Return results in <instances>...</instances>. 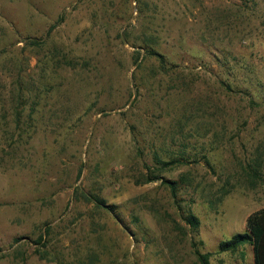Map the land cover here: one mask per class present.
I'll return each instance as SVG.
<instances>
[{"label":"rangeland","instance_id":"1","mask_svg":"<svg viewBox=\"0 0 264 264\" xmlns=\"http://www.w3.org/2000/svg\"><path fill=\"white\" fill-rule=\"evenodd\" d=\"M263 208L264 0H0V264H253Z\"/></svg>","mask_w":264,"mask_h":264},{"label":"trees","instance_id":"2","mask_svg":"<svg viewBox=\"0 0 264 264\" xmlns=\"http://www.w3.org/2000/svg\"><path fill=\"white\" fill-rule=\"evenodd\" d=\"M154 178L146 180L152 182ZM173 191V188H171ZM192 226H196L194 218L189 219ZM249 245L253 252V264H264V208L249 215L246 219L245 231L232 236L220 244L222 252L234 251L238 247ZM200 264H207V257L197 252Z\"/></svg>","mask_w":264,"mask_h":264}]
</instances>
